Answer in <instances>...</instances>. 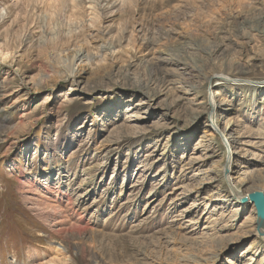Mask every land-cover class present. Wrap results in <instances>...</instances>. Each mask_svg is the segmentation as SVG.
I'll list each match as a JSON object with an SVG mask.
<instances>
[{"label":"rangeland","instance_id":"1","mask_svg":"<svg viewBox=\"0 0 264 264\" xmlns=\"http://www.w3.org/2000/svg\"><path fill=\"white\" fill-rule=\"evenodd\" d=\"M86 1L0 0V264H264V0Z\"/></svg>","mask_w":264,"mask_h":264},{"label":"bare ground","instance_id":"2","mask_svg":"<svg viewBox=\"0 0 264 264\" xmlns=\"http://www.w3.org/2000/svg\"><path fill=\"white\" fill-rule=\"evenodd\" d=\"M51 1H55L56 2V6H59L61 9H63V10H66V9H68V7L70 6V4L71 5H74V6H76V7H74V6H72V7H74V8H77V7H79L80 6V4H81V0H51ZM52 3H54V2H52ZM54 5V4H53ZM101 4H99V1L98 0H87L86 1V9H88V10H91L92 12H96V10L100 7L101 8V6H100ZM109 14H111V13H109ZM46 21V20H45ZM238 21V20H237ZM262 22V21H261ZM249 27L250 28H253V31H259V29H260V27L262 26V24L260 23V22H257L256 24H253V23H249ZM44 31V30H43ZM48 32V31H47ZM49 32H51L50 30H49ZM58 35H59V32L57 31L55 34H53L49 39H56L57 37H58ZM260 36V35H259ZM47 37V35H46V32H44V38H46ZM262 39V38H261ZM206 50V49H205ZM69 54V53H68ZM67 54V55H68ZM7 58H8V53H3V52H0V61H6L7 60ZM57 59V58H56ZM63 59H65V58H63ZM70 59V58H69ZM84 59H85V57L83 56V52L82 51H80V50H76L73 54H72V56H71V59H70V62L68 63V65H67V68H68V77L69 78H76L77 77V73H76V71H75V69H74V66L77 64V63H79V64H81L83 61H84ZM10 60V59H9ZM89 60V59H88ZM159 61L160 62H168V61H170V59H168V58H161V57H159ZM65 65V64H64ZM76 67V66H75ZM63 68V67H62ZM152 69V68H151ZM63 70V69H62ZM181 70H183V76H187V77H195V76H197L198 75V73H197V71H196V69L194 68V67H192V66H190L189 64H183V66H182V69ZM198 70H199V68H198ZM153 71H155V70H153ZM64 72H65V70H64ZM67 72V71H66ZM60 73V72H59ZM80 78V77H79ZM81 81V80H80ZM209 81V80H208ZM79 82V81H78ZM186 82V81H185ZM184 82V83H185ZM188 83V82H187ZM176 84V83H175ZM203 85V84H202ZM186 87V86H185ZM190 87V86H189ZM195 91V90H194ZM189 93L190 92V90H188V91H183L182 93ZM193 92V91H192ZM186 95V94H185ZM217 96H220V93L219 92H217V93H215L213 96H212V98L210 99V101H209V106L207 107V109H206V111H207V113H208V111H209V114H210V117H209V125H208V127H209V129H212L213 130V132H214V130H216L220 135H222V136H225V138H224V141L226 142V143H231L232 145V150L233 149H235V150H237L236 152H234V154L233 155H238V154H240V151H242V150H240L239 149V147L240 146H242V142H241V140H242V136L237 132V131H235L233 128H232V126H230V122H229V124L228 125H226L224 128H223V130H218L219 129V125L221 124V114H218L217 113V109H218V105H217V101H216V98H217ZM204 99V98H203ZM205 102V101H204ZM203 103V102H202ZM203 107V106H202ZM202 110V109H201ZM200 111V110H199ZM206 113V114H207ZM195 114V113H194ZM204 132V131H203ZM205 132H207V131H205ZM210 134L212 133V132H209ZM207 136H209V135H207ZM212 137V136H211ZM1 139V138H0ZM5 141V137L2 139V142H4ZM1 142V141H0ZM1 142V143H2ZM223 161V160H222ZM223 164V163H222ZM227 165V164H226ZM220 167V166H219ZM225 168H227L226 166H225ZM219 169V168H218ZM228 169V168H227ZM220 172H221V175H223V180H221L222 181V183L223 182H225L226 181V183L229 185V186H231V184H230V180H231V178L230 177H228V175H226L225 176V170H224V167L223 168H221L220 169ZM224 178L226 179L225 181H224ZM212 179V178H211ZM210 179V180H211ZM209 181V180H208ZM252 181H253V179H252ZM262 182H263V180H262ZM219 183H221V182H219ZM251 183V182H250ZM254 183V182H253ZM244 184H246L245 182H244ZM262 185H264V184H262ZM261 185V186H262ZM232 187V186H231ZM249 187V186H248ZM264 187V186H263ZM261 188V187H260ZM232 191H233V194L235 195L234 197L238 200L241 196H240V194H239V192L240 191H238V190H236L235 188H233L232 189ZM250 191H251V189H250ZM252 193H261L263 196H264V189H262L261 188V190H252L251 192H248V190H247V193H246V195H248V194H252ZM196 196H198V194L196 195ZM253 204L251 203V206H252ZM252 207H254V205L252 206ZM37 209V208H36ZM32 211V210H31ZM47 211V210H46ZM251 211H252V213H254L255 212V214H256V211H255V209L254 208H252L251 209ZM256 216V215H255ZM252 216H250V219H252L251 218ZM257 218V217H256ZM253 221H254V219H252ZM261 234H263V236H264V225H263V227H262V230H261ZM262 236V235H261Z\"/></svg>","mask_w":264,"mask_h":264},{"label":"water","instance_id":"3","mask_svg":"<svg viewBox=\"0 0 264 264\" xmlns=\"http://www.w3.org/2000/svg\"><path fill=\"white\" fill-rule=\"evenodd\" d=\"M250 201L254 205L256 211V231L259 235L261 234L262 227L264 225V196L261 193H252L245 199Z\"/></svg>","mask_w":264,"mask_h":264}]
</instances>
